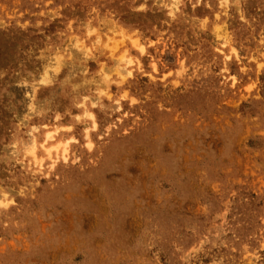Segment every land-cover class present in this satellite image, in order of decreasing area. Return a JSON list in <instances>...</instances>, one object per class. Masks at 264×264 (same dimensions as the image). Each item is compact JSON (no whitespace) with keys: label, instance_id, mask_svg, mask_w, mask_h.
Here are the masks:
<instances>
[{"label":"rangeland","instance_id":"rangeland-1","mask_svg":"<svg viewBox=\"0 0 264 264\" xmlns=\"http://www.w3.org/2000/svg\"><path fill=\"white\" fill-rule=\"evenodd\" d=\"M0 264H264V0H0Z\"/></svg>","mask_w":264,"mask_h":264},{"label":"bare ground","instance_id":"bare-ground-1","mask_svg":"<svg viewBox=\"0 0 264 264\" xmlns=\"http://www.w3.org/2000/svg\"><path fill=\"white\" fill-rule=\"evenodd\" d=\"M121 57H123V56H121ZM127 73H129V71L127 70L126 71ZM46 74V73H45ZM88 111H90V110H88ZM85 114H86V116H88V117H92L93 116V114H91V113H89V112H85ZM94 121V120H93ZM86 122V121H85ZM94 123V122H93ZM94 127H95V123H94ZM45 129V128H44ZM34 130V129H33ZM32 130V131H33ZM43 133H45V132H43ZM54 133L55 132H46V136H45V138H44V143L45 142H48V141H50V140H52V139H54ZM30 138H29V141H28V143H25V148H24V150L26 151V153H28L31 157H32V159L34 160V161H36L37 160V157H36V150H37V146H38V143H37V140H36V137L34 136V134L33 133H31L30 132ZM88 135V134H87ZM41 137V136H40ZM90 137V136H89ZM41 141V140H40ZM27 142V141H26ZM48 145V144H47ZM87 145H88V147L90 148L91 147V142L90 141H87ZM40 147L45 151V153H46V155L48 156V158H51V154H52V152L53 153H55V155L57 154H59V153H56V152H60V155H61V158L64 160V161H66V159H67V147H66V142H65V144L63 143V142H55L54 144H51V145H48V146H45V144H41L40 143ZM39 156H41V155H39ZM38 156V157H39ZM58 159V158H57ZM54 160V159H53ZM29 161V160H28ZM40 161L38 160V163H39ZM36 163V162H35ZM39 165V164H38ZM42 166V165H41Z\"/></svg>","mask_w":264,"mask_h":264}]
</instances>
